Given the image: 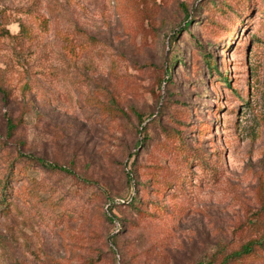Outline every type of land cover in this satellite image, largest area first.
Returning a JSON list of instances; mask_svg holds the SVG:
<instances>
[{"label":"rangeland","instance_id":"rangeland-1","mask_svg":"<svg viewBox=\"0 0 264 264\" xmlns=\"http://www.w3.org/2000/svg\"><path fill=\"white\" fill-rule=\"evenodd\" d=\"M204 1L0 0V264H195L264 238V0Z\"/></svg>","mask_w":264,"mask_h":264},{"label":"trees","instance_id":"trees-1","mask_svg":"<svg viewBox=\"0 0 264 264\" xmlns=\"http://www.w3.org/2000/svg\"><path fill=\"white\" fill-rule=\"evenodd\" d=\"M239 1L244 3L246 0H239ZM204 2H205L204 4H202V5L200 4L197 7V9H196L197 11H202V9L204 7H207L209 4H213L214 5V3H212V0H205ZM191 19H190V17L188 15L185 17V21L184 22L187 25L184 26L185 27V31L184 32L187 33L191 37V39H193V37L189 34V24L191 22ZM232 21L233 22H237L238 21V23L241 24L242 15L240 13H237V15H235V17H233ZM233 27H235V26H233ZM235 30H237L236 27H235ZM21 31L25 32L24 27L21 29ZM228 31H230V30L225 29V32H228ZM7 36H10L8 31H6L5 29H2L0 27V37H7ZM172 40H173V38L169 39V41H170L169 44H172L171 43ZM205 59H206V61H205L206 66L209 69L210 73L215 74L216 77L219 78L218 80L220 82L224 83L225 85L227 84V86H230L229 85V78H228V71L226 70L227 68H225V67L223 68L222 67L223 71L219 72V69L217 67L216 61L214 60V58H212L211 55H208L207 57H205ZM174 60L176 61V60H179V59L178 58H174ZM171 74H172V68L166 67L164 69L163 76L158 80V84L159 85H163V86L165 84H171L172 83V80L170 78ZM105 110H107V109H105ZM139 122L143 123L144 121L139 120ZM8 123H9V127L11 128L9 130H11V131L14 130L15 126L12 125V123L10 121ZM140 132L143 135L142 139L144 140V143L146 144L149 141V139H150V135L148 134L146 128L145 129L142 128ZM22 160L23 159L19 158L16 161L20 162ZM14 161H15V159H14ZM25 161H30L31 162L32 160L30 158L29 160H25ZM37 163H38V165H40L42 167H45V168L49 167L48 165L43 163V161L41 159L37 160ZM49 168H51V167H49ZM52 169H55V170L59 169V170H61L63 172L65 171V170L61 169L60 167H53ZM65 172H67V171H65ZM137 203H138V200H135V199L132 198L131 202L129 203V206L132 207V208H135V210H138L137 207H136ZM138 212H140V211H138ZM108 214H110V218L114 219L113 216L116 215L114 213V208H109L108 209ZM110 242L112 243L113 246H116V240L114 238L110 239ZM263 245H264V238L259 239V240H250L247 243L241 245L238 249L233 250V251H231L229 253H225V254L221 255V257H216V254H213V256H212L213 259L210 260L209 258H206V259H204L202 261H199V262H197L195 264H213V261H216V260L219 261L217 264H242L245 261H251L253 259H257L259 257V253L262 252V250H264V248L262 247ZM217 254H221V253H217Z\"/></svg>","mask_w":264,"mask_h":264}]
</instances>
